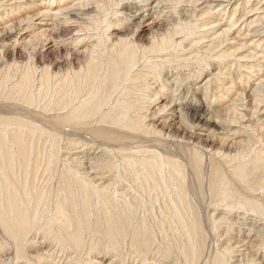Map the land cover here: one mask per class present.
I'll list each match as a JSON object with an SVG mask.
<instances>
[{"label":"bare ground","instance_id":"6f19581e","mask_svg":"<svg viewBox=\"0 0 264 264\" xmlns=\"http://www.w3.org/2000/svg\"><path fill=\"white\" fill-rule=\"evenodd\" d=\"M231 1L0 0V264H264V0Z\"/></svg>","mask_w":264,"mask_h":264},{"label":"rangeland","instance_id":"374dc122","mask_svg":"<svg viewBox=\"0 0 264 264\" xmlns=\"http://www.w3.org/2000/svg\"><path fill=\"white\" fill-rule=\"evenodd\" d=\"M237 1V0H236ZM234 2V0L233 1H231V3H230V5L231 4H234L233 3ZM237 3H242V1H237ZM236 3V4H237ZM251 4V3H250ZM253 4L254 5H256L254 2H253ZM230 5L228 6V11H226V14H225V16H224V18L223 19H221L222 21V24L221 25H224L225 24V22H226V20H228L227 18H232V17H234V19H235V21L236 20H238V19H241L240 18V16H241V14L239 13V12H237L236 14H235V16H232L231 14H229L228 15V13L230 12ZM254 5H252V6H254ZM214 11H216V9L214 10ZM224 14V13H223ZM231 15V16H230ZM226 17V18H225ZM234 21V20H233ZM236 23V26H235V28L236 29H238V30H242L243 32L242 33H246L245 31H246V28H245V25L243 24V25H241V24H239V23H241V22H239L238 23V21L237 22H235ZM238 23V24H237ZM262 24H264V23H262ZM260 25V23H258V24H254L252 27L254 28V27H257V26H259ZM241 26V27H240ZM263 26V25H262ZM259 28V27H258ZM123 31V30H122ZM122 31H113L112 33H117V34H119L120 32H122ZM127 31V30H126ZM121 34V33H120ZM143 34V39L147 36V34H148V32H137V36L139 37L140 35H142ZM234 37V36H233ZM235 47H236V45H234ZM52 56V57H51ZM49 57H50V59H54V57H55V53L54 54H49ZM237 61V62H236ZM239 60L238 59H236V60H234V64L235 65H238L239 64V66H244V68H242L241 69V72H242V74H247V70L245 69V67H250V65H252L253 64V62H252V60H250V62H238ZM250 63V64H249ZM245 64V65H244ZM249 64V65H248ZM225 71H223L222 70V73H224ZM236 72V70L234 69V67H232V72H231V75H229V76H232L233 78H234V81H235V83H237V85L239 86V88L240 89H245V87H247L245 84H243V80L242 79H239L240 77H241V74L240 75H238L237 73H235ZM237 74V75H236ZM229 78V77H228ZM236 79V80H235ZM238 81V82H237ZM242 83V84H241ZM250 83V82H249ZM246 90V89H245ZM231 93V92H230ZM62 255H64V254H62ZM62 255H57V258H55V260H54V262L55 263H57V264H65V261H67L68 260V262L67 263H69L70 264V262H69V256H62ZM65 255H67V254H65ZM61 256H62V259H61ZM65 258V259H64ZM61 259V260H60ZM85 259L87 260L88 259V257H85Z\"/></svg>","mask_w":264,"mask_h":264}]
</instances>
